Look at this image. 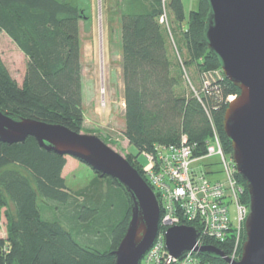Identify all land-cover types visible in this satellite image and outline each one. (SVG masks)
<instances>
[{
  "label": "trees",
  "instance_id": "trees-1",
  "mask_svg": "<svg viewBox=\"0 0 264 264\" xmlns=\"http://www.w3.org/2000/svg\"><path fill=\"white\" fill-rule=\"evenodd\" d=\"M89 3L0 0V35L6 34L28 58L24 82L19 85L0 55L2 112L16 120L34 119L82 133L85 120L80 22L90 20ZM166 10L169 29L160 23L162 0H121L119 4L124 137L143 154L157 144H179L186 136L203 155L216 127L226 154L232 156L224 117L228 98L239 96L240 90L226 78L219 57L208 47L205 29L210 4L199 0L198 9L192 10L189 17L183 0H166ZM186 19L188 25L178 39L180 53L172 43L170 22L178 29ZM190 67L198 74L195 85L190 79L185 81ZM211 74L214 79L204 88L205 76L211 78ZM125 158L144 177L135 158ZM66 166L67 157L45 150L33 137L13 145L0 142V214L4 213L7 232L6 239H0V264H115L114 252L126 234L131 210L126 190L112 178L96 173L114 187L113 194L120 189L127 203L120 207L116 197V206L107 207L109 219L119 211L121 216L107 228L110 242L106 250L82 245L72 230L44 219L40 199L64 206L69 203L70 191L63 176ZM237 177L245 188L243 202L249 205L246 183L239 174ZM102 204L84 206L74 223L81 221L90 228ZM245 241L246 232L243 245ZM100 244L105 246V239ZM204 246L224 254L229 247L211 240ZM242 252L243 248L240 260ZM201 256L214 264H226L215 254Z\"/></svg>",
  "mask_w": 264,
  "mask_h": 264
},
{
  "label": "water",
  "instance_id": "water-1",
  "mask_svg": "<svg viewBox=\"0 0 264 264\" xmlns=\"http://www.w3.org/2000/svg\"><path fill=\"white\" fill-rule=\"evenodd\" d=\"M207 1L208 47L219 57L226 78L240 90L224 117L232 159L250 198L246 241L241 260L235 264H264V0ZM29 137L45 150L77 159L124 187L130 199L131 220L114 252L115 264H139L159 233L161 214L158 199L141 174L96 135L34 119L16 120L0 110V142L13 145ZM197 242L198 232L192 227H173L166 233V246L173 258L195 249L229 262L220 250L198 248Z\"/></svg>",
  "mask_w": 264,
  "mask_h": 264
},
{
  "label": "rangeland",
  "instance_id": "rangeland-1",
  "mask_svg": "<svg viewBox=\"0 0 264 264\" xmlns=\"http://www.w3.org/2000/svg\"><path fill=\"white\" fill-rule=\"evenodd\" d=\"M89 2L90 20L80 22L85 120L82 133L98 136L117 153L124 157L132 155L139 166H144L146 159L143 154L129 145L124 137L125 102L119 14L121 0H89ZM183 2L187 17L192 10L198 9L199 0H183ZM170 24L174 39L172 43L181 53L178 39L181 40V31L183 28L186 29L188 21L186 19L178 29H175L176 23L170 22ZM183 53L185 55V52ZM0 55L13 78L22 85L28 58L6 34L0 35ZM186 74L185 81L188 82L190 79L195 85L194 80L197 83L198 77L195 68H188ZM230 157L227 154V158L230 159ZM197 167L207 170L214 179L224 180L219 157L200 161ZM63 176L70 191L69 203L64 206L56 201L47 202L40 199L39 206L44 219L58 222L72 230L75 238L82 245L106 250L110 242L107 228L117 222L121 216L119 211L117 216L114 214L113 219H109L107 207H115V200L118 198V205L123 208L126 206L127 199L120 189L113 194L114 187L107 179L98 178L91 168L72 157H67ZM101 203H103L102 207H98L99 211L90 222V228L82 225L81 221L74 223L75 216L84 206L92 207ZM230 217L234 218L232 211ZM107 222H109L108 225ZM88 231L91 232L87 233ZM6 237V220L2 212L0 239H6ZM102 239H105V246L100 244Z\"/></svg>",
  "mask_w": 264,
  "mask_h": 264
},
{
  "label": "built area",
  "instance_id": "built-area-1",
  "mask_svg": "<svg viewBox=\"0 0 264 264\" xmlns=\"http://www.w3.org/2000/svg\"><path fill=\"white\" fill-rule=\"evenodd\" d=\"M151 1V0H148ZM160 23L169 29L166 0ZM218 74V73H216ZM205 76L204 88L210 86L214 75ZM230 96L228 102H232ZM146 164L142 166L143 178L156 195L160 206L159 233L152 247L139 264H214L203 259L199 250L185 252L173 258L166 246V233L173 227L186 226L198 232L197 247H205L207 240L229 246L226 264L240 261L246 220L250 204L243 202L244 186L238 180V171L232 159L227 158L216 127L205 153L198 154V145L182 136L179 144H157L144 152ZM219 157L224 180L214 179L207 170L197 167L200 161ZM233 212V219L230 212ZM221 258V257H220ZM223 259V258H222Z\"/></svg>",
  "mask_w": 264,
  "mask_h": 264
},
{
  "label": "bare ground",
  "instance_id": "bare-ground-1",
  "mask_svg": "<svg viewBox=\"0 0 264 264\" xmlns=\"http://www.w3.org/2000/svg\"><path fill=\"white\" fill-rule=\"evenodd\" d=\"M232 100H235V99H234V98H231V101H232Z\"/></svg>",
  "mask_w": 264,
  "mask_h": 264
}]
</instances>
